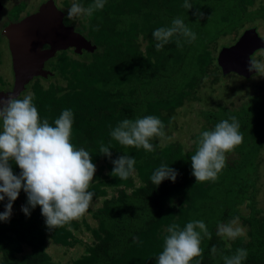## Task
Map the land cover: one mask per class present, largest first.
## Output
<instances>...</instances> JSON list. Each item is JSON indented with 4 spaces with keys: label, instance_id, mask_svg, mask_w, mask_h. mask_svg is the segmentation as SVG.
<instances>
[{
    "label": "trees",
    "instance_id": "16d2710c",
    "mask_svg": "<svg viewBox=\"0 0 264 264\" xmlns=\"http://www.w3.org/2000/svg\"><path fill=\"white\" fill-rule=\"evenodd\" d=\"M78 2L87 6L92 0ZM189 2L191 10L182 7L184 0H106L102 10L80 18L79 27L64 19L65 25L75 27L95 49L80 55L56 53L49 72L61 85L44 86L40 82L48 78H36L27 88L41 122L46 118L54 126L63 110L73 112L71 143L87 150L97 169L88 190L95 193L92 203L101 198V204L96 210L89 206L87 211L96 227L88 225L83 214L49 230L39 205L30 208V215L22 211L28 199L22 190L19 203L18 198L13 202L9 220L0 221V264H156L166 228L175 223L183 229L193 220L204 221L212 238L202 235L201 255L191 264H224L223 257L238 248L248 252L242 264H264V211L256 205L264 149V87L248 92L246 101L237 107L217 105L216 110L204 114L209 128L202 132L235 116L243 135V142L225 154V167L214 181L197 183L192 175L194 143L190 150H183L178 143L159 146V137H153L154 151L149 152L122 146L110 136L122 120L149 115L158 117L164 129L169 127L184 101L201 100L196 94L204 81L212 86L220 82L224 75L217 61L220 51L235 44L254 21L264 20V0ZM197 10L204 13L198 23ZM177 17L196 34V40L188 43L179 37L183 46L178 47L174 36L157 51L153 31L171 26ZM231 34L232 43L222 48V38ZM141 41H145L144 48ZM101 143L111 146V159L100 153ZM121 155L135 159L134 179L110 174L112 161ZM161 164L178 172L175 182L166 179L159 186L151 182L152 173ZM11 167L14 175L21 174L14 162ZM8 202L6 196L0 201V213ZM242 206L248 208L247 214L242 213ZM236 217L243 224V236L228 240L216 235L218 224ZM81 231L92 240L82 254L67 262L52 260L47 243L76 247L81 245ZM213 246L217 248L215 256ZM23 247L30 251L25 253Z\"/></svg>",
    "mask_w": 264,
    "mask_h": 264
},
{
    "label": "clouds",
    "instance_id": "9594fccd",
    "mask_svg": "<svg viewBox=\"0 0 264 264\" xmlns=\"http://www.w3.org/2000/svg\"><path fill=\"white\" fill-rule=\"evenodd\" d=\"M105 3L106 0H92L85 6L74 0L66 18L72 20L91 17L96 11L102 10ZM182 7L189 10L193 8L189 0H184ZM194 15L197 23L204 18V13L199 10ZM152 36L157 41V51L174 36L177 37L178 47L183 46L179 37L185 38L188 43L196 40V34L180 17L173 19L171 26L155 29ZM248 63L250 73L264 76V59L252 55ZM0 121V201L5 196L9 200L5 212L0 213V221L9 220L13 202L17 200L21 189L28 197L22 211L30 215V208L34 209L39 205L49 230L85 214L95 195L88 189L97 169L90 153L82 147L77 149L71 143L73 112L70 109L63 110L53 126L46 118L41 122L31 94L22 98L9 96L0 100ZM164 127L158 117L151 115L135 120L124 119L110 131V136L122 146L142 147L150 152L154 151L150 140L153 137H165ZM239 129L237 118L230 116L216 124L213 130L202 132L193 141L197 149L191 156V165L192 175L197 183L214 181L217 178L218 173L225 167V154L243 142ZM110 149V145L101 143L100 153L109 159L112 156ZM12 162L22 170L19 176L14 175ZM112 163L114 168L110 174L125 179L134 171L136 161L133 157L121 155ZM177 176L178 172L174 168L161 164L154 170L150 180L159 186L166 179L175 182ZM238 220L236 217L228 223L218 224L216 235L228 240L243 236L244 229L237 226ZM166 233L163 237V251L156 258V264H191L195 257L201 255L202 235L212 238L202 220L190 221L183 229L173 223L166 228ZM211 252L215 256L217 248L213 246ZM247 256L246 249L238 248L233 255L223 257L224 264H242Z\"/></svg>",
    "mask_w": 264,
    "mask_h": 264
},
{
    "label": "rangeland",
    "instance_id": "374dc122",
    "mask_svg": "<svg viewBox=\"0 0 264 264\" xmlns=\"http://www.w3.org/2000/svg\"><path fill=\"white\" fill-rule=\"evenodd\" d=\"M45 0H16V2H25L28 6V9L33 11L36 8L40 7L44 4ZM47 1V0H46ZM45 1V2H46ZM66 0H53L54 6L56 10L63 14L62 21L67 17L68 9L72 5V0H68L70 3L64 2ZM43 2V3H42ZM7 8L8 4H11L10 0H5L3 2ZM42 3V4H41ZM69 5V6H67ZM258 3H254V6L257 7ZM38 9V10H39ZM37 10V12H38ZM30 17V16H29ZM80 18H74L72 21L74 22L75 27H79V21ZM66 27H71L75 29L73 26H68L63 24ZM252 28L255 32L258 34V36L261 39H264V20L258 19L252 23ZM251 27V26H249ZM249 30V29H247ZM246 30V31H247ZM75 31V30H74ZM77 33V32H76ZM79 34V33H78ZM81 35V34H80ZM84 39L85 37L81 35ZM232 37L233 34H231L228 37H223L221 40V44L224 47L225 44H231L232 43ZM49 46V45H48ZM145 41H141V47L144 48ZM229 46V45H228ZM2 47H0L1 50ZM141 48V49H143ZM221 48V49H222ZM10 50V49H9ZM60 51H68L70 55L72 54H82L83 52H88L87 50L81 49V53H76V49L74 47H68L64 50H56V53ZM55 53V54H56ZM74 54V55H75ZM252 55H256L258 59H264V48H260L256 50ZM10 59V55H9ZM12 59V57H11ZM54 59V57L52 58ZM4 61V60H3ZM4 70L7 69V74H11V66L9 67V61H4ZM8 67H7V65ZM14 69V68H13ZM6 72V70H5ZM47 77L49 79L47 81H41L40 83L44 86H49L50 84H53L54 86L61 85V83L58 82V78L53 76L50 72H46ZM33 76L26 77V80L24 81V85L27 83L33 82ZM255 77V78H254ZM46 78V77H45ZM31 85V84H30ZM264 87V76H259L256 73L249 76V78L241 77L235 73H230L228 75H223V77L220 78V82H218L216 85L212 86L210 85L209 81H204V85L196 96H199L201 99L200 101H184L182 107L178 110L177 113L174 116L173 123L164 129L165 137L163 138H157L158 142L157 145L159 146H165L172 143H178L181 145L183 150H190L193 145V136L201 133L203 129L209 128V124L206 122V119L204 117V114L206 112H211L217 109V105H224V106H230L233 105L235 107L239 106L242 102L246 101V98L249 96L247 94L248 92L252 91L255 92V87ZM31 87V86H30ZM13 95L18 98V94H20L19 97H23L24 95L30 94V91L28 88H24L22 85H20L17 81L16 77V83L13 89ZM263 93V91H262ZM261 93V94H262ZM0 131H2V122H0ZM232 153L231 155H233ZM230 156V155H229ZM228 156V157H229ZM227 157V158H228ZM136 171H133L129 177L131 179H134L136 177ZM258 180H257V195H256V205L258 208L262 209L264 211V149L261 153L260 157V163H259V171H258ZM23 189H21L22 191ZM21 191L18 196V203L21 200ZM111 195H114L116 197V193L114 191H111ZM109 194V195H110ZM101 204V198L97 199L96 202L90 204V209L96 210L98 207H100ZM18 206L14 207V212L18 210ZM6 210V208H4ZM241 211L243 214H247L248 208L245 206L241 207ZM84 218L88 225L92 227H96V223L93 224V220H91V214L86 212L84 214ZM239 227H243V224L240 220H238ZM245 231V230H244ZM79 239L81 241V245H78L76 247L72 248H63L60 246H55L54 244H51V242H48V250L47 253L52 257V260L54 261H63L67 262L73 259L74 257H78L80 254H82L83 249L91 243V236L90 234L86 233L85 231H81L79 233ZM23 251L26 253L30 250L28 247H23Z\"/></svg>",
    "mask_w": 264,
    "mask_h": 264
},
{
    "label": "water",
    "instance_id": "95a60500",
    "mask_svg": "<svg viewBox=\"0 0 264 264\" xmlns=\"http://www.w3.org/2000/svg\"><path fill=\"white\" fill-rule=\"evenodd\" d=\"M62 16L63 14L56 10L53 0H48L37 14L8 28L6 36L13 54V68L20 85L27 76L46 77V72L45 74L42 72L43 61L51 57L56 50L74 47L76 53H81V49L89 52L95 49L73 28L64 26ZM44 44L49 45V48L41 51ZM260 48H264V39H261L254 29L245 31L235 44L220 51L217 61L222 73L224 75L235 73L249 78L255 74L248 71L249 58Z\"/></svg>",
    "mask_w": 264,
    "mask_h": 264
},
{
    "label": "flooded vegetation",
    "instance_id": "af4514ba",
    "mask_svg": "<svg viewBox=\"0 0 264 264\" xmlns=\"http://www.w3.org/2000/svg\"><path fill=\"white\" fill-rule=\"evenodd\" d=\"M5 0H0V100L2 99H7L9 96H14L13 94V89L16 83V74L13 69V64H12V51L10 49V44L8 41V37L6 34L8 33V28L14 27V24H18L22 21H25L29 18V16L34 15L37 10L39 9L36 8L35 10L31 11L28 9V6L25 2H16V0H10L11 4L7 5V8L5 4L3 3ZM46 1V0H45ZM44 1V3H45ZM48 1V0H47ZM43 3V2H42ZM41 3V4H42ZM49 46L44 44L41 47V51H46L48 50ZM10 49V50H9ZM56 53V52H55ZM55 53L45 59L42 64V72L45 74V72H49L51 68V62L52 58L55 57ZM10 55V59H9ZM9 61V67L11 66V74H7V69L6 72L3 69L4 68V61ZM7 65V64H6ZM8 67V65H7ZM33 82L36 80V78L39 79H44V76H33ZM49 79V77H46ZM32 83H27L26 85L22 84L24 88H27L32 86ZM31 84V85H30ZM21 93L18 94V97L20 96ZM2 122V121H0Z\"/></svg>",
    "mask_w": 264,
    "mask_h": 264
}]
</instances>
